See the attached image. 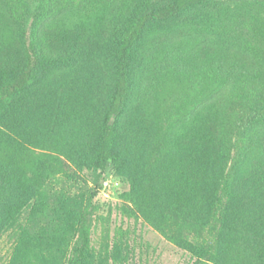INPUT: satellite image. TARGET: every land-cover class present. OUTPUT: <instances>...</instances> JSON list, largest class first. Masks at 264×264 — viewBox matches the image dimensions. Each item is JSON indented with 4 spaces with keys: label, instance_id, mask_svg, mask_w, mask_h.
Here are the masks:
<instances>
[{
    "label": "trees",
    "instance_id": "16d2710c",
    "mask_svg": "<svg viewBox=\"0 0 264 264\" xmlns=\"http://www.w3.org/2000/svg\"><path fill=\"white\" fill-rule=\"evenodd\" d=\"M209 2L113 3L92 47L98 62L62 87L49 84L62 57L38 55L20 25L0 63L5 264H124L121 250L91 246L109 172L128 183L125 211L191 264H264V12L249 16L251 34L236 37L250 38L246 60L223 71L221 59L208 61L191 104L176 97L172 110L150 113L133 99L148 27Z\"/></svg>",
    "mask_w": 264,
    "mask_h": 264
},
{
    "label": "rangeland",
    "instance_id": "374dc122",
    "mask_svg": "<svg viewBox=\"0 0 264 264\" xmlns=\"http://www.w3.org/2000/svg\"><path fill=\"white\" fill-rule=\"evenodd\" d=\"M122 1L0 0V63L5 61L6 51L16 45L20 25L26 24V36L38 55L62 57L50 70L49 84H67L76 71L83 75L98 62L92 47L101 29L99 21L113 3ZM260 12H264V0H210L179 18L149 26L136 55L135 103H145L150 113L164 107L172 110L176 97L179 101L191 99V104L208 61L221 59L223 71L249 56L250 38L236 37L239 32L252 33L249 16ZM177 68L183 72L178 73ZM51 91L46 88V96H51ZM206 104L192 105L199 110ZM127 190L123 176L107 174L96 197L100 209L93 218L91 246L97 251L121 250L124 264H191L193 259L186 251L125 211L122 195ZM8 251L9 241L4 236L0 240V264H5Z\"/></svg>",
    "mask_w": 264,
    "mask_h": 264
}]
</instances>
